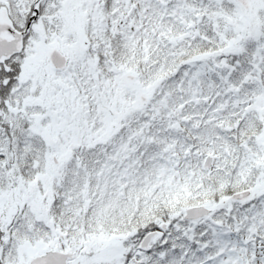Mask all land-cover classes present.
<instances>
[{"label":"snow or ice","instance_id":"snow-or-ice-1","mask_svg":"<svg viewBox=\"0 0 264 264\" xmlns=\"http://www.w3.org/2000/svg\"><path fill=\"white\" fill-rule=\"evenodd\" d=\"M0 264H264V0H0Z\"/></svg>","mask_w":264,"mask_h":264}]
</instances>
